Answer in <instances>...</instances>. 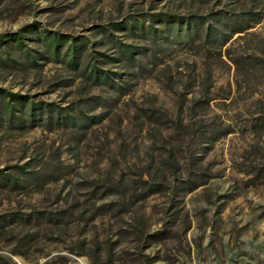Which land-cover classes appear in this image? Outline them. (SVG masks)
<instances>
[{
  "label": "rangeland",
  "instance_id": "rangeland-1",
  "mask_svg": "<svg viewBox=\"0 0 264 264\" xmlns=\"http://www.w3.org/2000/svg\"><path fill=\"white\" fill-rule=\"evenodd\" d=\"M0 264H264V0H0Z\"/></svg>",
  "mask_w": 264,
  "mask_h": 264
},
{
  "label": "trees",
  "instance_id": "trees-1",
  "mask_svg": "<svg viewBox=\"0 0 264 264\" xmlns=\"http://www.w3.org/2000/svg\"><path fill=\"white\" fill-rule=\"evenodd\" d=\"M210 29V28H209ZM210 34V33H209Z\"/></svg>",
  "mask_w": 264,
  "mask_h": 264
}]
</instances>
